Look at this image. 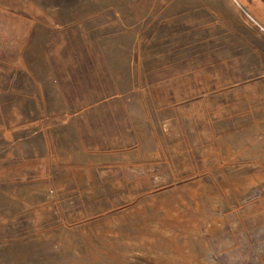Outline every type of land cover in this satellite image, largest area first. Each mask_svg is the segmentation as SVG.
Segmentation results:
<instances>
[{"label": "rangeland", "instance_id": "1", "mask_svg": "<svg viewBox=\"0 0 264 264\" xmlns=\"http://www.w3.org/2000/svg\"><path fill=\"white\" fill-rule=\"evenodd\" d=\"M254 12L0 0V264H264Z\"/></svg>", "mask_w": 264, "mask_h": 264}, {"label": "crops", "instance_id": "2", "mask_svg": "<svg viewBox=\"0 0 264 264\" xmlns=\"http://www.w3.org/2000/svg\"><path fill=\"white\" fill-rule=\"evenodd\" d=\"M256 9H257V8H252V10L255 11V12L257 11ZM255 12H254V13H255ZM257 13H258V12H257ZM257 13H255V15L258 17V19L264 22V18H263V17H260V15H258Z\"/></svg>", "mask_w": 264, "mask_h": 264}, {"label": "bare ground", "instance_id": "3", "mask_svg": "<svg viewBox=\"0 0 264 264\" xmlns=\"http://www.w3.org/2000/svg\"><path fill=\"white\" fill-rule=\"evenodd\" d=\"M176 1V0H175ZM190 2V1H189ZM144 5V4H143ZM153 6V5H152ZM144 8V7H143ZM168 9V8H167ZM155 11V10H154ZM150 14V13H149Z\"/></svg>", "mask_w": 264, "mask_h": 264}]
</instances>
